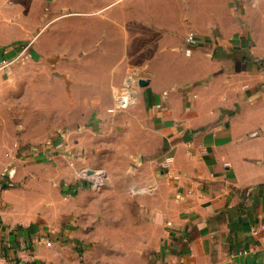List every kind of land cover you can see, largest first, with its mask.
Masks as SVG:
<instances>
[{"label": "crops", "instance_id": "0c3cea01", "mask_svg": "<svg viewBox=\"0 0 264 264\" xmlns=\"http://www.w3.org/2000/svg\"><path fill=\"white\" fill-rule=\"evenodd\" d=\"M135 2L0 0V60L14 57L29 37L61 28L71 36L74 21L88 42L89 20L125 15ZM143 2L161 40L115 106L134 113L129 149L120 155L134 166L122 185L108 173L102 189H83L79 198L66 195L61 166L35 175L44 162L36 150L23 158L1 154L0 264H35L47 228L53 239L61 221H132L129 240L140 242L133 248L140 264H159V257L169 264H264V0ZM89 33L103 53L96 70L110 69L84 81L119 80L110 74L122 64L113 58V39L104 42L103 28ZM190 34L198 41L187 53ZM126 40L130 62L134 39ZM141 78L149 84L141 86ZM167 156L172 165L161 169ZM9 174L14 185L1 180Z\"/></svg>", "mask_w": 264, "mask_h": 264}, {"label": "rangeland", "instance_id": "374dc122", "mask_svg": "<svg viewBox=\"0 0 264 264\" xmlns=\"http://www.w3.org/2000/svg\"><path fill=\"white\" fill-rule=\"evenodd\" d=\"M134 6L132 11L126 8L125 15L89 20L88 42H85V34L79 32V21L73 22L77 32L71 36L65 35L61 28L47 38L35 35L24 40L32 42L31 55L16 60L0 73V155L23 158L34 149L38 152L36 157L44 159L35 175L47 172L49 166L52 171L56 168L54 165H59L65 171L62 178L66 176L62 181H68L74 179L77 171L94 168L114 174L117 184H123L121 176L134 166L132 160L120 156L126 157L129 149V135L133 132L129 121L134 113L117 110L115 106L122 97H116L127 89L132 70L144 73L145 62L153 51L152 44L161 40L154 18L146 17L143 12V0H137ZM102 28L105 39L109 38L104 42L110 43L113 39L115 43L113 58L122 63L116 71L110 72L119 80L86 82L88 75L95 76L98 72L94 66L97 59L103 58V53L97 54L100 45L93 41L96 34L89 31H102ZM127 36L130 41L134 39L131 44L135 46V57L130 62L125 60ZM67 44L68 49H65ZM34 51H38L37 54ZM109 69L105 65L97 74L106 77ZM97 100L107 108H100ZM1 180L12 185L17 183H12L13 174ZM70 202L73 215L78 216L79 203ZM130 222L61 221L57 236L52 232L53 239L51 227L47 228L44 234L47 239L38 249L34 263L140 264L133 250L140 242L129 240L133 229ZM153 261L169 264L160 257Z\"/></svg>", "mask_w": 264, "mask_h": 264}, {"label": "built area", "instance_id": "2783aa9c", "mask_svg": "<svg viewBox=\"0 0 264 264\" xmlns=\"http://www.w3.org/2000/svg\"><path fill=\"white\" fill-rule=\"evenodd\" d=\"M198 39L194 34H190L187 37V53H191L192 46L197 43ZM32 42H22L19 43V52L15 58H3L0 60V72L6 71L10 68V66L18 59L23 58L26 55H31L30 47ZM130 76L133 78H137L139 76V71L132 70L130 72ZM173 157L167 156L162 161H160L159 165L161 168H169L172 165ZM89 170H93L92 173H89ZM107 181V174L102 169H94V168H85L81 169L79 172L77 171L74 179H70L68 181L63 182V187L66 190L67 196H76L82 198L81 190L89 189L92 191H99L104 187ZM255 233L256 229H252Z\"/></svg>", "mask_w": 264, "mask_h": 264}, {"label": "water", "instance_id": "95a60500", "mask_svg": "<svg viewBox=\"0 0 264 264\" xmlns=\"http://www.w3.org/2000/svg\"><path fill=\"white\" fill-rule=\"evenodd\" d=\"M139 84H140L141 86L148 85V84H149V80L146 79V78H141V79L139 80ZM92 172H93V170H89V173H92Z\"/></svg>", "mask_w": 264, "mask_h": 264}]
</instances>
